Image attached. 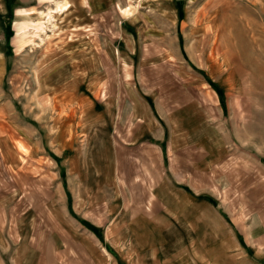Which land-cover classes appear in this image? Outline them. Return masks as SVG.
Returning <instances> with one entry per match:
<instances>
[{
  "label": "rangeland",
  "instance_id": "rangeland-1",
  "mask_svg": "<svg viewBox=\"0 0 264 264\" xmlns=\"http://www.w3.org/2000/svg\"><path fill=\"white\" fill-rule=\"evenodd\" d=\"M85 5L0 0V264H52L58 222L74 221L69 189L77 211L101 214L115 123L94 113L131 95L155 97L165 120L203 112L182 125L201 126L213 147L205 191L260 225L264 257V0H114L94 17Z\"/></svg>",
  "mask_w": 264,
  "mask_h": 264
},
{
  "label": "crops",
  "instance_id": "crops-1",
  "mask_svg": "<svg viewBox=\"0 0 264 264\" xmlns=\"http://www.w3.org/2000/svg\"><path fill=\"white\" fill-rule=\"evenodd\" d=\"M84 2L89 16L94 17L102 12L103 6L113 5L114 0ZM155 102V97L131 95L116 111H95L94 121L100 122L109 114L110 121L115 123L111 133L113 174L108 183L111 192L108 196L98 193L104 197L100 200L103 206L99 210L101 214H94L92 220L71 205L72 193L67 190L66 209L74 221L58 222L62 231L57 235L62 245L57 251L62 253L51 255V259L47 257L49 261L52 264H264L261 232H256L261 230L260 225L247 226L240 220L239 212L233 217L205 191L217 163L213 161V147L203 134H198L201 126L182 125L188 116L201 114L204 118L203 112L170 110L167 111L170 120H165ZM123 108H127L126 115ZM123 117H127L125 123ZM65 150L62 147L61 151H53L51 160L62 164L60 158ZM8 159L9 164H21L17 158ZM64 187L66 180L62 179L58 193ZM90 193L85 188L81 195L90 198ZM251 239L253 249L249 247Z\"/></svg>",
  "mask_w": 264,
  "mask_h": 264
},
{
  "label": "bare ground",
  "instance_id": "bare-ground-1",
  "mask_svg": "<svg viewBox=\"0 0 264 264\" xmlns=\"http://www.w3.org/2000/svg\"><path fill=\"white\" fill-rule=\"evenodd\" d=\"M66 6H67L66 2L64 4L57 2L54 9H55V11H62V10H64L66 8ZM50 13H51L50 10L46 13L48 18L52 17V15Z\"/></svg>",
  "mask_w": 264,
  "mask_h": 264
},
{
  "label": "trees",
  "instance_id": "trees-1",
  "mask_svg": "<svg viewBox=\"0 0 264 264\" xmlns=\"http://www.w3.org/2000/svg\"><path fill=\"white\" fill-rule=\"evenodd\" d=\"M11 13H12V9L11 7H9V15H11Z\"/></svg>",
  "mask_w": 264,
  "mask_h": 264
}]
</instances>
